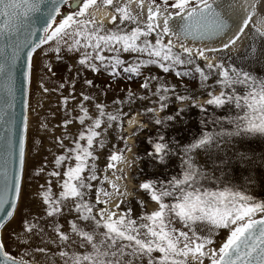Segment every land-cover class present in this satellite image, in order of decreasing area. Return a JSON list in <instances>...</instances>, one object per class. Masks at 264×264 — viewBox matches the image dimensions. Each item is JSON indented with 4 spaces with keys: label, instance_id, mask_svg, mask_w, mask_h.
I'll use <instances>...</instances> for the list:
<instances>
[{
    "label": "snow or ice",
    "instance_id": "snow-or-ice-1",
    "mask_svg": "<svg viewBox=\"0 0 264 264\" xmlns=\"http://www.w3.org/2000/svg\"><path fill=\"white\" fill-rule=\"evenodd\" d=\"M99 2L0 0V264H264V0Z\"/></svg>",
    "mask_w": 264,
    "mask_h": 264
},
{
    "label": "rangeland",
    "instance_id": "rangeland-1",
    "mask_svg": "<svg viewBox=\"0 0 264 264\" xmlns=\"http://www.w3.org/2000/svg\"><path fill=\"white\" fill-rule=\"evenodd\" d=\"M256 4H257V7H259V0H256ZM98 5L99 6L96 9H101L103 7H107V6L103 5L102 3H100L99 0H98ZM240 51H243V42H241V44H240ZM33 92H34V95L31 98V105H32V108L35 111H30L29 112V117H30V120L32 121V128H33V130H35V128H36V124H35L36 114L38 112H42V113L46 114L50 110L55 109L57 107L58 97H57L56 94H52L51 96H48V95H42L40 92H36L35 91V85H33ZM203 98L204 97H201V99H203ZM111 99H112V94L110 93L109 97H108V102H110ZM38 103H42L44 105V108L40 109L38 107ZM133 107L136 108L135 105ZM138 112H139V109L136 108V111H134L129 117L126 118L125 128H124V131L126 133H131L133 131V128L135 127V124L129 123L131 118L135 117V121L136 122H141L143 120V117H141L140 115L137 114ZM192 118L196 119V116L194 115ZM56 122L57 121L53 120V123H56ZM129 143L130 144L133 143V138L132 137L129 138ZM49 147H52L51 143L48 142V141H45V151ZM53 151H56V149L53 148ZM135 151H136V149L134 148L133 152H135ZM33 154H35V150H33ZM127 155L131 158L133 153H127ZM49 158L51 159V157H49ZM133 167H135V162H133ZM125 171L128 172L129 176H130L131 172H132V168L126 167ZM134 183H135V181L132 180L131 178H129L127 180V184L130 185L131 189H132V186L134 185Z\"/></svg>",
    "mask_w": 264,
    "mask_h": 264
},
{
    "label": "bare ground",
    "instance_id": "bare-ground-1",
    "mask_svg": "<svg viewBox=\"0 0 264 264\" xmlns=\"http://www.w3.org/2000/svg\"><path fill=\"white\" fill-rule=\"evenodd\" d=\"M130 5V8L132 10H137V0H125ZM246 2L248 3H256V0H223V3L225 5L226 14L230 16L233 19L239 20L240 14H242L243 9L240 7L241 5H244ZM228 5H232L231 9H228ZM147 9V3H145V12ZM111 11L108 7H103L101 9H95L94 12L97 16V18H103L105 17L109 12ZM135 120L134 118H131L130 121ZM129 190L131 191L130 185H128Z\"/></svg>",
    "mask_w": 264,
    "mask_h": 264
},
{
    "label": "water",
    "instance_id": "water-1",
    "mask_svg": "<svg viewBox=\"0 0 264 264\" xmlns=\"http://www.w3.org/2000/svg\"><path fill=\"white\" fill-rule=\"evenodd\" d=\"M17 111L19 112L20 111V106H19V104H18V106H17ZM4 214L3 213H0V216H3Z\"/></svg>",
    "mask_w": 264,
    "mask_h": 264
}]
</instances>
